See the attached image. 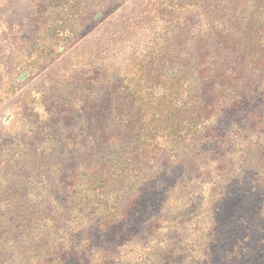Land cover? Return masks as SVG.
<instances>
[{
    "label": "rangeland",
    "instance_id": "374dc122",
    "mask_svg": "<svg viewBox=\"0 0 264 264\" xmlns=\"http://www.w3.org/2000/svg\"><path fill=\"white\" fill-rule=\"evenodd\" d=\"M173 1L182 15L162 18ZM256 1L0 0V178L22 192L7 207L25 211L4 213L0 197V264H264L259 78L231 76L217 119L144 138L147 121L119 97L131 59L152 50L168 75L207 60L225 70L217 35L196 30L238 26ZM118 112L134 125L120 128ZM114 139L127 147L123 191L94 183L91 207L69 210L77 160L118 156Z\"/></svg>",
    "mask_w": 264,
    "mask_h": 264
},
{
    "label": "trees",
    "instance_id": "16d2710c",
    "mask_svg": "<svg viewBox=\"0 0 264 264\" xmlns=\"http://www.w3.org/2000/svg\"><path fill=\"white\" fill-rule=\"evenodd\" d=\"M256 2L259 5V10L255 12L241 11L237 17L241 22L238 26L216 28L215 24L211 26L206 24L203 29L198 28L196 30L197 34L206 32L211 36L217 35L218 50L225 53V56H223L225 70L222 69L218 60H216L217 62L207 60V62H200L192 66L183 64L181 66L183 73L176 72L173 75H168L164 69H166L165 66L168 65L170 58H167L165 54L154 53L156 51L152 49L149 55L143 54L140 57L131 59L129 65L132 64L134 73L132 77L127 76L128 73H124L121 82L124 94H120L119 97L122 99L121 108L125 110L132 107L135 116L147 121L146 125L138 130L140 137L144 138V133L147 130L149 132L150 125H153V129H156L158 125H163L166 129L169 128L172 131V129H179L181 124L189 121L207 123L214 119L218 113L222 112L219 107L221 104H225L223 98L228 92L226 88L227 80L231 82V78H234L231 77L233 75L242 76L244 79L251 75L257 76L259 79L254 85L258 89V97L264 103V0H257ZM180 5L181 3L175 1L170 2L163 9L162 18L182 15ZM216 17L217 15L213 14L212 20L215 21ZM58 43L56 39L54 45ZM200 45L197 44V46ZM158 50L162 51V48H158ZM223 52H220L219 55H222ZM186 72L189 76L185 75ZM131 85L134 89L130 88ZM110 99H114V96ZM81 113L82 111L79 114ZM254 115L257 116V114ZM259 115L258 120L264 121V112ZM116 117L119 118L118 124L122 129L128 130L129 126L134 125L133 122L126 123L127 120H123L125 118L123 112H118ZM197 133L195 132L193 135ZM113 146H115L113 148H116V146L119 148L116 157L109 153L102 160L92 159L93 155L90 156L92 158L89 161L77 160L72 181L70 180V187L74 189L73 195L68 200L69 210L75 211L80 206H83L85 210L91 207L90 200H88V190L94 183H101L102 188H106L110 192L116 190L119 194L120 191H123L125 164L123 152H126L127 147L123 145L121 139H114ZM128 149L129 153L127 154H130L132 150L131 148ZM14 162L20 165V174L29 172L27 171V162L23 156H17ZM6 174L3 179L0 178V197L6 194V198L1 200L3 201L2 209L5 211L4 213L11 214L13 211L18 216L25 214V211L22 212L19 208L11 211L7 207V205L12 207L17 204L8 202L9 198L7 197L12 196L13 200H16L22 195V192L16 188H12L9 193L3 190L6 185L5 181L9 179ZM40 187L44 190L41 193L43 194L45 189L42 188L43 186ZM28 194L31 195V193ZM134 198L133 194L126 197L125 201L121 203L126 211L124 217L127 216L130 208L134 206ZM33 201L34 198L31 197L29 202L33 203ZM97 209L100 210L99 207L94 210ZM121 210L118 208L116 212L119 213ZM103 211L105 212V210Z\"/></svg>",
    "mask_w": 264,
    "mask_h": 264
}]
</instances>
